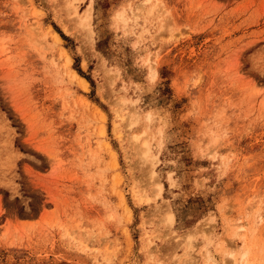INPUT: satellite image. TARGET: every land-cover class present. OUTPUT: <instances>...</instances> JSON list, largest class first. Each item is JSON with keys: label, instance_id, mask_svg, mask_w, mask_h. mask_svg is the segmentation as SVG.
<instances>
[{"label": "rangeland", "instance_id": "obj_1", "mask_svg": "<svg viewBox=\"0 0 264 264\" xmlns=\"http://www.w3.org/2000/svg\"><path fill=\"white\" fill-rule=\"evenodd\" d=\"M0 264H264V0H0Z\"/></svg>", "mask_w": 264, "mask_h": 264}, {"label": "bare ground", "instance_id": "obj_2", "mask_svg": "<svg viewBox=\"0 0 264 264\" xmlns=\"http://www.w3.org/2000/svg\"><path fill=\"white\" fill-rule=\"evenodd\" d=\"M86 19H87V20L90 19V14H89V13L86 15ZM152 70H153V69H152ZM73 74H74L75 77H78V76H79L76 72H73ZM153 75L156 76V73H153ZM79 78H80V80L82 81V83L84 84V86H86V85H87L86 80L83 79V78L80 77V76H79Z\"/></svg>", "mask_w": 264, "mask_h": 264}]
</instances>
